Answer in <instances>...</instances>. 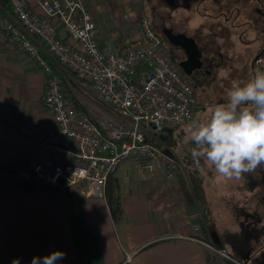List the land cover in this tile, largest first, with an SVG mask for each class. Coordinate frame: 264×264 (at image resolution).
<instances>
[{
	"label": "crops",
	"instance_id": "crops-1",
	"mask_svg": "<svg viewBox=\"0 0 264 264\" xmlns=\"http://www.w3.org/2000/svg\"><path fill=\"white\" fill-rule=\"evenodd\" d=\"M26 1L33 10L41 12L34 0ZM135 1L138 0H82L96 24L99 47L103 51L112 48L122 51L132 46L127 39L131 34L136 37L134 27L128 26L123 39L116 34L111 37L104 29V19L111 12L114 25H117L124 12L110 9L108 5L120 3L127 11L129 3ZM156 1V15H160L157 10L162 3H168L170 27L194 40L200 52L199 59L208 57L213 60L210 78L213 76L215 79L218 74L219 59L227 61L229 70L235 68L240 77L257 71L253 66V52L264 38L251 49L247 63L235 64L233 54L221 53L237 43L235 33H230L227 28V39L232 46H221L217 36L218 27L228 21L231 4H227L226 10L222 9L223 6L220 10L217 0ZM6 8V2L0 0V15ZM190 9L197 17L195 37L187 33L191 26L186 11ZM199 17L204 19V24ZM56 29L59 38L69 40L62 25L56 23ZM138 43L141 44L142 40L139 39ZM176 51L181 53L178 49ZM215 55L220 58L216 60ZM51 62L56 74L62 78L66 94L76 100L92 120H98L102 112L93 106L100 104L91 97L89 84L77 80ZM210 84L211 80H208L202 87ZM45 86L46 76L41 67L0 30V264H12L14 259H18L19 264H30L33 256L42 257L57 249L65 254L60 264H226L225 258H217L214 251L192 240L191 237L201 238L202 235L200 211L195 205H187L177 175L171 179L166 177V159H162V163L152 171L137 169L131 160H125L118 166L112 176L119 184L117 194L121 212L115 217L105 197L88 198L80 186L24 187L27 183L15 178V170L30 167L44 157L41 140L52 126V117L42 100ZM171 134L178 137L184 132ZM163 141L161 138V144ZM205 167L208 181L200 174L214 223L208 241L218 245L229 233L241 235V229L240 222L239 229H236L234 223L224 226L221 219L213 218V202L208 193L210 180L227 204L238 205L240 210H245L252 203L257 205L261 201L264 204V200L254 197L251 201L249 197L262 193L261 175L264 170L235 181L220 176L206 161L201 169ZM195 225H199L197 232L193 229ZM225 248L233 250L227 244ZM127 255L130 260H127Z\"/></svg>",
	"mask_w": 264,
	"mask_h": 264
},
{
	"label": "built area",
	"instance_id": "built-area-1",
	"mask_svg": "<svg viewBox=\"0 0 264 264\" xmlns=\"http://www.w3.org/2000/svg\"><path fill=\"white\" fill-rule=\"evenodd\" d=\"M6 0L0 30L32 57L46 76L43 104L52 126L42 137L44 157L14 176L27 184L80 186L86 197H105L108 178L125 160L152 171L166 159V177L174 178L182 165L156 147L164 129L188 124L197 109L195 87L167 55L161 40L141 20L142 43L125 50L99 47L96 24L82 0ZM264 5V0H259ZM56 23L69 40L58 37ZM65 73L89 84L93 100L107 112L92 120L78 109L56 74L52 62ZM264 71V49L253 60ZM194 232L199 226H194ZM236 264L213 242L191 237ZM127 260L130 256L127 255Z\"/></svg>",
	"mask_w": 264,
	"mask_h": 264
},
{
	"label": "rangeland",
	"instance_id": "rangeland-1",
	"mask_svg": "<svg viewBox=\"0 0 264 264\" xmlns=\"http://www.w3.org/2000/svg\"><path fill=\"white\" fill-rule=\"evenodd\" d=\"M156 0H138L135 1L134 3H129L128 10L125 11L124 8H122L120 3H110L108 6L110 9L116 8L120 12L123 13V18H120L119 23L117 25H114V20H112L113 14L110 12L107 14L105 24L106 26L104 29L109 32V36H116L121 37L125 34L128 33V26L134 27L136 31V37H134L132 34L128 36L129 39L128 42L131 43V45L135 46L138 44V40L143 38V33L141 29V20L145 19L147 21V25L149 26V23L153 21V7L156 5ZM218 3V8L223 6L222 9H227L228 6L227 4H231V12L227 14L228 21H225L224 25L219 26L218 29V37L219 40L221 41L220 44L221 46H229L233 44H229V40L227 39V32L226 28L230 30V33H235V41H237L236 46L234 47H229V49H224L222 50L221 53L225 51L227 54H233L235 56V64H242V63H247L249 60L248 55L250 54L251 49L257 45L263 38H264V6L259 0H217ZM125 5H128L127 3ZM104 7V6H103ZM214 7V6H213ZM211 6V8H213ZM169 4L167 3H162V5L158 8V12L160 15H156V21L159 20V18L162 20V23L166 26L171 25V17H170V10H169ZM219 12H222L220 11ZM157 12V13H158ZM184 12V11H183ZM185 13V12H184ZM187 14H189L190 19H189V24H190V29L187 30V33L191 37H195L196 33L194 30L196 29V24H197V17L196 14H194L193 10H187ZM160 16V17H159ZM195 20H194V18ZM118 18V17H117ZM201 19V24H204V19L202 17H199ZM206 18V17H205ZM207 19H210V17H207ZM129 20V21H128ZM223 21V19H222ZM225 28L223 29V27ZM214 27V26H213ZM150 28V27H149ZM151 29V28H150ZM152 30V29H151ZM153 32V30H152ZM220 32V35H219ZM203 35H205V31H203ZM123 39V38H122ZM138 39V40H137ZM200 40L202 38H199ZM133 40V41H132ZM199 40V41H200ZM233 40L230 39V41ZM217 44V43H215ZM219 47V46H218ZM204 53L206 56H209L207 54L206 50H204ZM211 54V53H210ZM226 54V55H227ZM220 57L218 55H215V59L218 60ZM227 61L223 62L222 60H218V71H217V76L214 79L213 76L210 78L211 84L201 87V88H196L195 89V96L198 104V110L195 111V118H203L205 117L210 108L214 103L221 102L222 98L226 92L228 80L230 78H246L248 77L253 71L248 72V74H244L241 77L237 75L238 71L234 68L232 71H230L229 66H227ZM220 66V67H219ZM217 68V67H216ZM215 68V69H216ZM214 76H215V70H214ZM209 80V81H210ZM93 106L96 109H99L101 112H107V110H104L102 107H100L98 104H93ZM186 125H181V126H170L169 128L173 133L180 132L181 130L184 132L182 134V137H176L173 145L167 146L166 144L163 145L161 144L160 146H156L160 151H165L167 150L170 152L173 156L174 154L176 157L174 158L176 161H178L180 164V158L182 157L183 150H184V145L187 142V132H186ZM200 173L205 176L206 181H208V174L206 173V167L201 169L200 168ZM212 181L210 180V183L208 185V193L211 201L213 202L212 205V215L215 220L221 219L220 222L225 226L228 225L229 223H234V227L236 229H239V222L243 221V216L241 214L240 208H238V205H230L227 204L222 196L220 194H217L215 187L211 183ZM261 195H263V192L255 196L252 194L250 197V200L252 201L254 197H257V199L261 200ZM241 204H242V198L240 197ZM248 205V204H247ZM244 207V206H243ZM248 210V211H247ZM253 210H256L255 212L258 214L260 218V223L257 225L258 227H262L261 225L264 226V204L260 201L258 202L257 205L251 204L245 208L246 212H254ZM230 215H233L229 217ZM233 217V218H232ZM199 226V225H198ZM200 230V229H199ZM261 240L258 242V244L251 242L254 244L255 250H261L264 248V233L262 234ZM263 241V242H262ZM217 258H222L224 257L222 255H219L216 253ZM221 259V260H222ZM224 264V262H223Z\"/></svg>",
	"mask_w": 264,
	"mask_h": 264
},
{
	"label": "clouds",
	"instance_id": "clouds-1",
	"mask_svg": "<svg viewBox=\"0 0 264 264\" xmlns=\"http://www.w3.org/2000/svg\"><path fill=\"white\" fill-rule=\"evenodd\" d=\"M186 132L193 162L210 163L227 180L240 181L264 170V71L230 78L222 101L205 117L192 119ZM64 256L57 249L33 256L30 264H60Z\"/></svg>",
	"mask_w": 264,
	"mask_h": 264
},
{
	"label": "trees",
	"instance_id": "trees-1",
	"mask_svg": "<svg viewBox=\"0 0 264 264\" xmlns=\"http://www.w3.org/2000/svg\"><path fill=\"white\" fill-rule=\"evenodd\" d=\"M75 104L78 107V109L81 110V106L76 100H75ZM162 136H164L165 138L163 144L164 145L166 144L167 146L173 145L176 139V137L168 133H164ZM178 137L180 138L182 137V135L180 134ZM160 145L161 142L156 143V146H160ZM180 162L182 164L183 169L182 171L178 172L177 178L183 197L187 205L189 206L195 205L199 208L201 215V230H200L202 234L201 238L205 241H208L211 231H213L214 229V223L212 221L211 210L209 208V202L207 199L203 178L200 174V168L204 165L205 161H201L199 165L194 163L190 156L189 148L187 144H185L182 157L180 158ZM24 187L36 188L37 186L31 184H25ZM118 187L119 184L117 180L113 176H110L106 184L105 198L113 217H115L117 214H120L121 212V205L117 194ZM226 244L230 245L231 249L233 248V250L232 251L227 250L225 248ZM245 245L246 243L245 244L242 243V238L240 237V235L230 234V233L227 234L224 240L221 241L218 245L214 244L216 249L223 250L230 258L240 263H244V262L241 261L240 256L238 254V250L240 248L244 249L246 247ZM225 260H226V264H236L228 259Z\"/></svg>",
	"mask_w": 264,
	"mask_h": 264
},
{
	"label": "flooded vegetation",
	"instance_id": "flooded-vegetation-1",
	"mask_svg": "<svg viewBox=\"0 0 264 264\" xmlns=\"http://www.w3.org/2000/svg\"><path fill=\"white\" fill-rule=\"evenodd\" d=\"M155 6L153 7V21L152 23H149V27L153 30L155 35L161 40V43L167 53V55L171 58V60L175 63L177 68L187 77V79L190 81V83L195 88H201L203 85H206L208 80H210L208 77L210 75V71L214 67V62L212 59L205 57L204 59L201 58L200 65L197 67V62H193L192 64L186 65L187 70L189 71V75H186L184 71L179 66L180 62H183L187 59V56L183 49L180 48V46L174 45L175 39L171 40L169 36L171 37V34L167 31V29H171V32L173 34H178L174 32V30L170 26H166L162 23V20L159 18L158 21L154 20L156 19V12H155ZM180 50L181 53H177L176 50ZM264 49V41L258 46L257 49L253 52V59ZM260 181V180H259ZM261 181L264 185V171H262L261 175ZM263 195H261V200H264V189H263ZM241 214L243 216V221L240 222V229H241V235L242 243H246V247L244 249H239L238 254L240 256V259L242 262L246 264H264V248L261 250H255L254 244L261 240L262 234L264 233V226L258 227V223L260 221V218L258 214L254 212H246L245 210H240Z\"/></svg>",
	"mask_w": 264,
	"mask_h": 264
},
{
	"label": "water",
	"instance_id": "water-1",
	"mask_svg": "<svg viewBox=\"0 0 264 264\" xmlns=\"http://www.w3.org/2000/svg\"><path fill=\"white\" fill-rule=\"evenodd\" d=\"M6 2V0H4ZM167 31L171 34V37L169 36V38L171 40L175 39V41L173 42L174 45L180 46L181 49L184 50L187 59L183 62L179 63V66L181 67V69L184 71V73L186 75H189V71L186 68V65L188 66V64H192L193 62H197V67L200 65V52L194 42V40L192 38L186 37L184 35L181 34H173L171 32V29H167ZM164 131L168 134H171L172 131L170 128H165ZM163 135V134H162ZM161 135V138L164 140V136ZM163 154L171 159H174L175 157L168 152L167 150L163 151Z\"/></svg>",
	"mask_w": 264,
	"mask_h": 264
}]
</instances>
